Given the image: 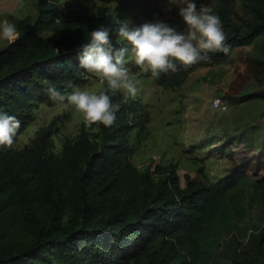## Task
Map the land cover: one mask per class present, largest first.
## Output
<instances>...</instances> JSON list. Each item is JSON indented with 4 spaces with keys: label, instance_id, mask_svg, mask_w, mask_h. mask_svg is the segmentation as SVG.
I'll return each instance as SVG.
<instances>
[{
    "label": "trees",
    "instance_id": "1",
    "mask_svg": "<svg viewBox=\"0 0 264 264\" xmlns=\"http://www.w3.org/2000/svg\"><path fill=\"white\" fill-rule=\"evenodd\" d=\"M211 1L229 53L212 52L211 59L153 77L159 86L182 85L197 67L227 60L234 48L264 33V0H242L243 14L236 0ZM36 6L35 18L18 20V37L0 48V108L21 120L18 134L33 120L35 103L55 102L49 85L67 92L90 82L91 73L79 66L80 45L101 25L115 40L120 23L113 12L70 14L58 0H37ZM135 6L148 18L163 14L160 0H118L119 9ZM170 12L163 20L185 29L178 7ZM253 72L264 84L262 67L255 64ZM141 73L152 77L150 70ZM254 95L264 99V89ZM112 99L120 105L115 121L83 124L60 153L53 151L54 121L23 149L0 146V264H264V225L230 246L207 243L244 172L235 169L216 182L186 173L182 186L170 162L167 175L153 182L132 162L130 138L135 128L148 131L151 116L137 98L118 91ZM251 189L264 219V175Z\"/></svg>",
    "mask_w": 264,
    "mask_h": 264
},
{
    "label": "rangeland",
    "instance_id": "2",
    "mask_svg": "<svg viewBox=\"0 0 264 264\" xmlns=\"http://www.w3.org/2000/svg\"><path fill=\"white\" fill-rule=\"evenodd\" d=\"M58 1L70 14L78 10L91 15L113 12L119 15L120 21H130V26L171 17L170 9L175 7L169 0H160L163 14L148 18L137 6L119 9L118 0L111 3ZM36 2L0 0V20H11L17 26L18 20L27 16L34 19ZM200 4L212 10L215 7L211 0H198V6ZM235 7L239 14L244 13L242 0H236ZM8 42L0 39V48ZM255 64L264 70V33L253 43L234 48L227 60L197 67L182 85L175 88L159 86L153 77L142 75L143 69L129 60L131 72L140 81L135 98L142 103V110L151 116L148 131L140 133L135 128L130 133L134 146L132 162L141 173H149L157 183L167 175L164 167L171 162L184 186L186 173L199 180L216 182L233 175L235 169L244 172L229 194L221 216L210 227L207 243L212 246L218 242L230 246L232 240L243 239L264 225L261 202L253 196L251 189V182L264 175V99L254 95L264 89V84L254 76ZM103 87L91 73L90 82L81 88L99 90ZM216 96L228 104L226 110L213 107L212 99ZM32 112L33 120L17 135L13 145L17 149H23L39 129L52 121L54 147L56 140L64 144L66 139L77 137L85 124L82 113L66 102L35 103ZM154 156L158 165L153 162L155 166H152L149 161ZM223 258L227 260V257Z\"/></svg>",
    "mask_w": 264,
    "mask_h": 264
},
{
    "label": "clouds",
    "instance_id": "3",
    "mask_svg": "<svg viewBox=\"0 0 264 264\" xmlns=\"http://www.w3.org/2000/svg\"><path fill=\"white\" fill-rule=\"evenodd\" d=\"M169 4L178 7L185 29L157 19L137 26H130L128 20L120 21L115 40L104 25L91 30L80 45L79 66L93 73L105 86L93 90L72 85L71 91L65 92L49 85L50 98L74 106L89 126L94 122L109 126L120 107L112 96L119 91L135 98L139 91L140 81L131 72L129 60L159 78L162 73L176 72L181 66L211 59L209 53H229L230 44L218 13L205 4L198 6V0H169ZM18 35L15 22L0 20V39L11 42ZM212 103L219 105V97ZM20 127L21 120L15 114L0 108V146H13ZM62 150L63 144L56 140L53 151Z\"/></svg>",
    "mask_w": 264,
    "mask_h": 264
},
{
    "label": "built area",
    "instance_id": "4",
    "mask_svg": "<svg viewBox=\"0 0 264 264\" xmlns=\"http://www.w3.org/2000/svg\"><path fill=\"white\" fill-rule=\"evenodd\" d=\"M18 1H19V3H22V2H24V1H26V0H18ZM217 97H219V99H220V104H219V105H213V103H212L213 107H215V108H219V109H221V110H226V109L228 108V104L224 101V99H223L222 97H220V96H216V97H214V98L212 99V101H213L215 98H217ZM153 162H156V164H158V159H157L156 156L151 157V159H150V161H149V163H150L152 166H155V163H153Z\"/></svg>",
    "mask_w": 264,
    "mask_h": 264
},
{
    "label": "crops",
    "instance_id": "5",
    "mask_svg": "<svg viewBox=\"0 0 264 264\" xmlns=\"http://www.w3.org/2000/svg\"><path fill=\"white\" fill-rule=\"evenodd\" d=\"M25 2V1H24Z\"/></svg>",
    "mask_w": 264,
    "mask_h": 264
}]
</instances>
